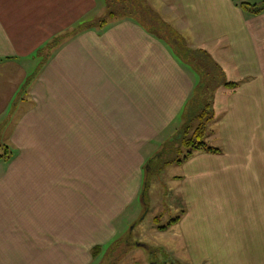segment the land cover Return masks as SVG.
I'll use <instances>...</instances> for the list:
<instances>
[{
	"label": "crops",
	"instance_id": "crops-1",
	"mask_svg": "<svg viewBox=\"0 0 264 264\" xmlns=\"http://www.w3.org/2000/svg\"><path fill=\"white\" fill-rule=\"evenodd\" d=\"M148 2L184 35L185 53L132 17L100 28L104 0H0V138L10 128L3 142L13 150L0 159V264H89L108 245L123 207L103 202L110 185L141 168L145 143L183 115L199 52L224 78L207 128L221 153L176 163L171 183L186 211L158 232L172 235L179 264H264V10ZM60 37L26 87L38 52Z\"/></svg>",
	"mask_w": 264,
	"mask_h": 264
},
{
	"label": "rangeland",
	"instance_id": "rangeland-1",
	"mask_svg": "<svg viewBox=\"0 0 264 264\" xmlns=\"http://www.w3.org/2000/svg\"><path fill=\"white\" fill-rule=\"evenodd\" d=\"M104 1L106 6H101L100 13L101 20L107 18L104 25H110V23L121 19V15L129 14L148 31L164 39L167 44L170 39L175 41L182 48L181 53L187 51L188 44L184 35L168 32L162 21L163 19L158 15L159 13L152 9L148 0H145L146 2L142 1L143 5L136 13L129 12V10L119 7L110 0L109 3L108 0ZM153 1L156 2V0ZM262 1L264 0L247 1L249 11L257 3L262 4ZM154 7L157 8V4ZM112 11L119 13L117 16L121 17L111 19L110 12ZM102 13L104 15H101ZM94 17H98V15H94ZM152 17L155 20V26L150 24ZM72 35L64 34L63 36L66 37L67 41L72 38ZM164 37H167V40ZM60 44L59 41L51 56L61 47ZM45 58L47 59V56L38 55L34 63L30 64L29 68L32 70V74L29 78V84L33 83L35 78H39L44 66L51 59L49 58L45 62ZM190 61L197 68L196 70L189 64L194 71V73H191L192 78L197 84L195 95L190 98L183 115H180L165 133L146 142L142 147L141 154L145 159L142 167L139 169L132 168V172L127 177H121L118 183L110 185L111 196L104 199L103 202L111 204L114 200H117L123 203L121 211L113 218L117 231L115 236L107 242L108 245L101 247V253L92 258L89 264H108V261H110L109 263L114 262V264H179L177 259L174 258L175 255L172 257L170 253L172 235H163L158 232L154 220L159 217L160 225L167 226L173 219L181 217L186 211L183 194L178 191L180 189L176 187V183L174 186L171 183V178L178 174L176 162H172V160H182L187 154V148L181 142V134L176 131L182 129L188 123L189 134L187 136L190 137L202 122V119L198 116L207 108V105H210L212 118L210 122H207L209 134L214 120L218 119V116L215 117V96L219 90L223 89L222 82L224 81V78L216 69V63L209 56L206 57L201 52L194 53ZM202 85L205 87L204 91L199 90ZM23 98V96L18 98L17 112L21 111ZM190 114L191 120L188 121ZM9 129L7 128L3 132L0 138L1 145H5L3 139L6 138ZM206 142L208 143L207 138ZM141 244L144 247L140 246ZM114 250L117 252L112 254ZM176 253L178 257L180 255V258H186L183 250L177 249Z\"/></svg>",
	"mask_w": 264,
	"mask_h": 264
},
{
	"label": "trees",
	"instance_id": "trees-1",
	"mask_svg": "<svg viewBox=\"0 0 264 264\" xmlns=\"http://www.w3.org/2000/svg\"><path fill=\"white\" fill-rule=\"evenodd\" d=\"M111 2H113L116 5H119V7H124L126 10H129V12H138V9L143 5L142 1L145 0H110ZM239 6H241V8H243L246 12L249 13H254V14H259L262 10H264V3H262L261 5H254L252 7H254L252 10L249 11V4L247 3H242L241 0H234ZM146 2V1H145ZM109 3V0H108ZM127 12V11H126ZM119 13L116 12H110V18L111 19H116L118 17H131L129 14H123L121 16H117ZM121 17V18H122ZM161 19V18H160ZM107 18L102 19L99 21V26L100 28L103 27V25L106 23ZM155 20H153V17L151 18V23L152 25L155 26L154 23ZM64 38L60 37L59 39L53 41L51 44H49L48 46H46L45 48L41 49L38 52V55H41L42 57H46L45 58V62L51 58V53H53V50L58 46L59 41H62ZM178 45V44H177ZM51 56V57H50ZM44 62V63H45ZM216 69L218 70V72L221 74L220 69L216 66ZM222 76V74H221ZM30 80L27 81L26 83V87L29 85ZM223 84V83H222ZM225 87H235V84L232 83H226ZM201 89H199L200 91H204L205 87L200 86ZM198 93V92H197ZM195 95V93H194ZM211 106L207 105V108L198 116L199 118L202 119L201 124L194 130V132L191 134L190 137H188L187 135L189 134V126L188 123L178 131L179 134H181V142L182 145L184 147L187 148V154L184 156V158L181 159H174L172 160V162H176V163H182L184 162L186 159L190 158L195 152L198 151H204L207 153H221V149L211 146L206 142V138H207V122L211 120L212 115H211V111H210ZM189 114V112H188ZM191 120V114L189 117V120ZM13 155V150H11V148L7 145H1L0 144V159L5 160V161H9L12 158ZM179 220V218L177 219H173L171 221V223L167 226H162L160 225V219L159 217H156L154 222L157 226L158 231H166L172 224L176 223ZM102 248L98 247L94 250V257L96 255H99L101 253ZM115 252H117L116 250L113 251L112 254H114ZM110 261H108V264H114V262L109 263Z\"/></svg>",
	"mask_w": 264,
	"mask_h": 264
}]
</instances>
